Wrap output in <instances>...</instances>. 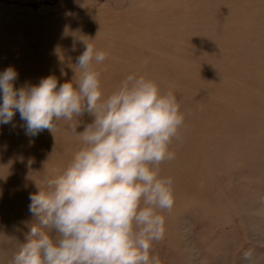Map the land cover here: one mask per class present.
I'll return each instance as SVG.
<instances>
[{
    "label": "rangeland",
    "instance_id": "obj_1",
    "mask_svg": "<svg viewBox=\"0 0 264 264\" xmlns=\"http://www.w3.org/2000/svg\"><path fill=\"white\" fill-rule=\"evenodd\" d=\"M80 39L108 53L93 61L105 98L136 74L171 92L184 116L175 158L160 165L174 204L150 255L264 264V0H0V72L14 67L17 89L71 81ZM92 119L61 120L55 136L29 137L19 113L0 125V264H14L35 223L30 194L84 146L73 126Z\"/></svg>",
    "mask_w": 264,
    "mask_h": 264
},
{
    "label": "clouds",
    "instance_id": "obj_2",
    "mask_svg": "<svg viewBox=\"0 0 264 264\" xmlns=\"http://www.w3.org/2000/svg\"><path fill=\"white\" fill-rule=\"evenodd\" d=\"M80 41L84 51L71 81L50 75L17 89V70L0 72V125L19 113L25 134L34 137L54 134L61 120L93 118L82 132L73 126L84 146L66 171L30 194L35 223L18 243L14 264H160L150 249L164 235L160 213L174 204L172 179L160 175V165L175 158L170 146L184 123L180 104L136 74L105 98L93 61L102 63L108 53ZM75 45L76 39L73 51Z\"/></svg>",
    "mask_w": 264,
    "mask_h": 264
}]
</instances>
